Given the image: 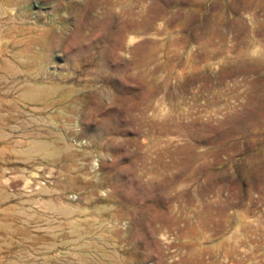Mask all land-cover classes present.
<instances>
[{"label":"rangeland","instance_id":"obj_1","mask_svg":"<svg viewBox=\"0 0 264 264\" xmlns=\"http://www.w3.org/2000/svg\"><path fill=\"white\" fill-rule=\"evenodd\" d=\"M0 264H264V0H0Z\"/></svg>","mask_w":264,"mask_h":264}]
</instances>
